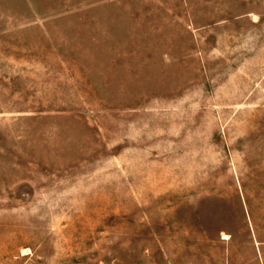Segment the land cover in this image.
Wrapping results in <instances>:
<instances>
[{
  "label": "rangeland",
  "instance_id": "obj_1",
  "mask_svg": "<svg viewBox=\"0 0 264 264\" xmlns=\"http://www.w3.org/2000/svg\"><path fill=\"white\" fill-rule=\"evenodd\" d=\"M0 264H264V0H0Z\"/></svg>",
  "mask_w": 264,
  "mask_h": 264
}]
</instances>
